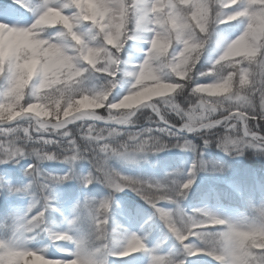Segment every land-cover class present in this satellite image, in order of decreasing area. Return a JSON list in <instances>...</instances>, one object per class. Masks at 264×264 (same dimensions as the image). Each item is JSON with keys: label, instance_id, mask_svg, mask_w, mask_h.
Masks as SVG:
<instances>
[{"label": "clouds", "instance_id": "9594fccd", "mask_svg": "<svg viewBox=\"0 0 264 264\" xmlns=\"http://www.w3.org/2000/svg\"><path fill=\"white\" fill-rule=\"evenodd\" d=\"M235 3L236 0H221L220 11L225 17L234 11L228 5ZM57 4L68 5L65 15L50 11L34 20L31 18L18 30L0 25V137L22 149L15 155L8 149H0V164L17 165L23 159H39L42 163L73 155L61 145L35 141L47 134L63 138L65 131H71L76 138L81 129L98 121L142 128L141 121L152 119L154 108L175 124L191 130L192 138L187 134L173 138L141 136V140H146V147L138 152L135 144L141 141H129L127 132L97 127V133L107 137L115 150L106 161L107 167L115 169L109 164L110 159L130 164L147 162L150 155L180 149L175 145L185 142L193 153L187 170L196 163L194 180L200 171L226 175L231 164L224 157L237 159L249 152L264 157V146L260 149L245 146L253 140L244 131H256L257 121L249 119L250 116L264 119V0L242 5L248 8V18L240 20L238 34L231 38L221 36L222 42L215 44V55L203 71L194 69L205 50L184 46V40L196 35L195 28L202 21L186 22L184 35L177 36L181 25H170L165 17L167 7L163 12L153 10L152 0L142 3L57 0ZM249 18L254 25L251 28L247 27ZM130 34L145 41V51L136 63L138 67L146 62L147 68L139 77L129 75L125 69L116 78L119 64L116 55L121 60L131 58L125 55L124 46ZM157 34L167 39L168 46L152 49L149 54L148 48ZM102 72L114 79L101 76ZM199 77L208 79L200 82ZM172 104L182 106V111L174 113L169 107ZM221 119L224 121L221 127L211 126ZM73 122H77L73 128L67 127ZM226 137L232 142L218 146ZM259 142L264 145V140ZM124 143L128 145L126 151L121 150ZM89 147L88 141H79L76 161H88L91 165L87 158ZM205 147L215 148L222 155L205 156ZM30 166L31 162L26 165ZM82 175L85 174L73 171L67 181L76 179L81 183ZM185 178L183 175L177 180ZM19 187L0 180V193L8 196L24 194L12 190ZM9 218L10 215L5 217ZM222 218L223 227L209 245L223 257L222 264H264V193L257 202H249L246 214ZM43 226L51 228L46 220ZM91 231L87 223L86 230L73 228L71 235L78 238L81 232ZM48 237L51 241L56 239ZM32 239L33 235H26L23 230L13 234L10 229L7 236L0 237V264H46L29 251ZM89 243L95 247L103 241H96L93 234ZM107 243L109 249H116L111 239ZM70 244L75 251L74 244ZM10 250H15V254L9 255ZM109 256L107 249H101L97 259L109 264Z\"/></svg>", "mask_w": 264, "mask_h": 264}, {"label": "snow or ice", "instance_id": "6c2138e0", "mask_svg": "<svg viewBox=\"0 0 264 264\" xmlns=\"http://www.w3.org/2000/svg\"><path fill=\"white\" fill-rule=\"evenodd\" d=\"M142 2L143 0H137V3ZM254 2L255 0H236L235 4L228 5L234 11L227 17L220 11L222 8L221 0H152V6L153 10L158 12H163L165 7H167V12L165 13L167 22L173 27L178 24L181 25V30L177 32V36L184 35L183 25L186 22L196 23L202 21L195 28L196 35L184 40V46L194 50H205L213 42L216 45L222 42V37L217 31L219 25L233 21L240 22L242 18H248V8L242 5ZM76 7H79V5H76ZM184 9H190V11L185 12L183 11ZM68 10L67 4L58 5L57 0H39V3H33L32 0H11V2L3 0V2H0V25L7 26L12 30H18L24 26L22 21L28 17L34 20L39 16L47 15L50 11L65 15ZM52 18L55 19L56 17L53 16ZM253 26L252 19H247V27L251 28ZM245 34L247 33L245 32ZM129 42H132L133 47L136 46L137 42H142L145 45V41L136 34H130L124 42V46L126 47ZM167 46V39L157 34L151 41V47L148 48V52L150 54L152 49H162ZM108 47L111 48V45H108ZM145 47L139 48L138 51L143 54ZM116 59L119 61L115 72L116 78L119 77L120 71L125 69L129 70V75L139 77L143 75L147 68L146 62L137 67L136 60L132 58L121 60L120 56L116 55ZM100 75L106 76L109 80L114 79L107 72H102ZM169 107L174 113L182 111V106L179 104H172ZM152 111L153 118L148 120L147 124L142 128L132 129L127 124L113 125L109 121H98L91 127L86 126L81 129L79 139L73 137L71 131H65L63 138L47 134L36 139V143L61 145L63 150L72 152L73 155L57 160H47L69 165L67 171L62 174L46 171L41 166L39 159L32 161L30 167H26L25 175L28 177V182L12 190L23 192L30 199L22 211L14 212L10 215V229L13 234L23 230L29 236L34 232L42 231L51 237H56L53 241L73 243L75 251L60 247V251L70 252V257L67 259L49 258L38 250L30 249L29 251L32 254L38 256L46 264H103V261L97 259L101 249H107L108 254L115 257H124L131 253L143 251L148 257L147 264H185L184 259L176 261L170 253H160L155 247H148L145 238L135 231H130L127 228H123V226L117 225L110 232L108 226L110 220L109 208L112 200L111 194L100 199L86 197L83 201H78L71 209V217H66L68 227L63 230L54 231L52 228L43 226L45 214L48 211H60L54 207L55 185L72 178V165L78 159L75 153L79 151V141L86 140L90 144L87 149L89 152L87 158L92 166L87 174L79 177L84 186L99 182L107 185L113 192H119L122 189L131 190L154 209V214L158 215L168 231L181 244L187 255L191 256L197 252H204L214 257L219 264H222L223 257L212 250L209 245L214 235L223 227V218L205 208L186 210L180 204V200L186 196L187 191L193 184L196 170L195 162L187 170L186 178L182 181L170 178L168 175H165L162 179H141L121 174L119 171L106 166L107 159L110 158L111 153L115 150L107 137L97 133V127L101 129L112 127L121 133L127 132L129 141H141L135 144V150L138 152L144 151L146 147V140H141V136L146 138L166 135L169 138H173L183 134H191V130L175 124L173 120L159 113L158 109L154 108ZM249 119L257 121L256 131L247 132L246 129L244 130L245 134L253 140V142L245 146L260 149L264 146L259 142L264 140V119L260 116H250ZM223 123L224 121L221 119L211 126L221 127ZM231 142L230 138L226 137L218 146L224 147ZM161 147L165 146L161 145ZM175 147L181 150L189 149L187 142L177 144ZM0 149H8L13 155L22 151L19 145H12L3 137L0 139ZM121 150H128V145L126 143L122 144ZM200 163L203 166V161ZM161 202L172 203L174 207H162ZM80 220H84L91 225L92 231L91 233L81 232L78 238H73L71 229ZM117 228H122L119 238L115 235ZM93 234L96 241H103V243H99L95 247L90 246L89 237ZM109 239L115 243V250L109 249L107 243ZM8 254L14 255L15 250H10Z\"/></svg>", "mask_w": 264, "mask_h": 264}, {"label": "rangeland", "instance_id": "374dc122", "mask_svg": "<svg viewBox=\"0 0 264 264\" xmlns=\"http://www.w3.org/2000/svg\"><path fill=\"white\" fill-rule=\"evenodd\" d=\"M0 2H3V0H0ZM9 2H11V0H9ZM145 46L146 45H144L142 42H137L136 46L133 47L132 42H129V44L126 45L127 52L125 53V55L131 57L133 60L139 59L142 53L138 51V49L145 47ZM203 70H205L204 67H202L201 69H198L197 71H203ZM202 78H203V82H206L208 79V77H202ZM75 123L77 122H73V124H70L67 127L73 128L75 126ZM146 124L142 126H145ZM129 127L132 129L138 128V126H135V125H131ZM187 135L189 136V138H192V134H187ZM76 138L79 139V137H76ZM0 139H2V137H0ZM197 140H198V143H197ZM196 143L200 144L199 139H196ZM210 152L211 151L209 150L208 152V148L205 147L203 154L205 156L215 157V155ZM192 161H193V153L191 152V150L167 149L163 152L150 155L148 157L147 162H141L139 164H130V163H118L115 159H110L109 164L113 168H115L117 171H119L121 174L131 175V176L141 178V179H162L165 177V175H168L170 178L179 179V178H182L183 175H186L187 168L192 163ZM241 161H242L241 157L237 159L227 160V162L231 164V170L226 175L208 174L204 171H200L196 173V178L194 182L196 181L197 183H201V182L206 183V181H208L211 184L214 183V188H206L204 190L203 194L201 195L199 199L200 200L199 204H206L208 206V209H210L211 212L221 217H225V214L223 213V211H221L220 209H217L216 207L217 202L212 196L214 195L213 193L216 192V194L217 193L222 194L223 197L229 195L230 197L233 198L234 196H236V194L234 193L228 194L227 190L223 189L222 187H217V185L223 186V185H226L225 182H227L228 184H234L235 187H238V185L241 183V180L239 181L238 179L243 177V178H246V181H247L248 179L252 177V173L247 172L248 167H246ZM20 162H22L25 165L32 161L28 159H23ZM49 162L51 161H44L41 163V166L46 171L53 172L54 174H62L63 172L67 171L69 167V165H67L66 163L60 162L58 164H63V166L59 168L57 166L50 165ZM72 168H73V171L78 174H86L91 169V165L89 164L88 161L78 160L74 162V164L72 165ZM260 172H261V176L256 177V179L261 189V193L254 195L253 193L249 192V195H248L249 197L244 196L242 205L245 206L246 208H248L250 201L252 203L257 202L259 200L260 195L264 193V171H260ZM90 186L91 187L93 186L94 189H96V191L88 190ZM79 188L80 189L85 188L87 190L82 195H80L76 193V189H79ZM247 189L250 190L251 187L248 186ZM54 190H58V195L60 196L59 198L62 201L66 200L65 202H69L67 200H70V199L72 200V203L69 202L70 206L67 211L68 218L71 217L72 207L78 201H83L86 197L100 199L104 196H108L109 194H111L112 200L110 203L109 213L114 208L115 204L118 203V201L124 200L126 197L128 198L129 201H133L132 204L127 207V210L125 212L126 216L129 217L130 219L129 223L125 224L123 222H119L120 226H127L129 229L135 230L140 235H144L143 227L147 224L152 225L153 219L157 218L160 225L162 224L161 228L162 226L166 228L163 222L159 219L158 215L154 214V209L144 199H142L140 196H138L136 193L132 192L129 189H122L119 192H113L107 187V185L101 184L99 182H93L89 184L88 186H84L78 180L73 179L71 181H64L62 183L55 185ZM100 190L101 191L104 190V191L98 192ZM67 191L70 193H66ZM187 195L188 193L186 194V196H184L180 200L181 206L184 207L186 210L194 208L191 205L188 206L187 203L185 202ZM253 197H256L257 199L255 200ZM74 200H76V203L73 202ZM161 206L165 208L174 207V205L169 202H161ZM45 220H46V223H48V225L54 231L57 230L54 224L53 225L50 224L51 213L47 212L45 214ZM74 228L86 230L87 222L84 220H80L77 222V225ZM161 232H162V229H158L156 230V232L154 230L155 234H160ZM154 233L150 232L149 237H148V242H150L152 246H155L156 244ZM31 235H33V239L28 244L30 248L40 251L42 254H44L46 257H49V258L67 259L70 257V252H62L59 250L60 247L71 249V245H68L64 241L59 242V243H52L53 241H51L48 235L44 232H40L39 234H36V232H34ZM197 256H203L202 252H197L191 256L187 254L186 255L183 254V257L186 259V261H188V263L207 264L206 261L204 262L200 261L197 258ZM136 264H147V260L143 262L142 259H137Z\"/></svg>", "mask_w": 264, "mask_h": 264}, {"label": "trees", "instance_id": "16d2710c", "mask_svg": "<svg viewBox=\"0 0 264 264\" xmlns=\"http://www.w3.org/2000/svg\"><path fill=\"white\" fill-rule=\"evenodd\" d=\"M34 3V0H32ZM35 3H39V0L35 1ZM31 17L26 18L23 20V22H29ZM241 24L239 21H233L228 24L219 25L217 28L218 33L223 38H231L238 34L240 31ZM215 43L208 45L202 55V58L200 62L197 64L195 71L198 69H201L204 67L205 69L208 66V61L211 57L215 55ZM201 67V68H200ZM200 82H203V78H198ZM206 79V78H205ZM147 121L142 120L141 125L146 124ZM138 126L139 125H135ZM198 143V140H197ZM211 151L210 153L215 154L219 152L215 148H208ZM242 163L248 167L247 172L252 173V177L246 181V178L241 177L238 179L241 180V183L238 185V187H235L234 184H228L225 182L226 190L227 191H233L236 196L231 198L230 196L223 197L222 194L219 193H213L214 199L216 200V207L217 209H220L225 214V217H234L241 214H246V207L242 205L243 203V197H249V192L253 193L254 195L261 193V189L257 183L256 177L261 176L260 171H264V157H257L253 156L250 152L246 153L245 156L241 157ZM230 158L225 157V160H229ZM60 162L58 161H51L49 162L50 165L62 167L63 164H58ZM27 164H23L20 162L17 165H3L0 164V180L7 181L8 183H11L13 185L22 186L23 184L27 183L28 177L23 174V168ZM242 169V167H241ZM254 177V178H253ZM250 186L251 189L248 190L247 187ZM219 187V185H217ZM222 187V186H220ZM206 188H214V183L211 184L208 181L206 183H197L196 181L193 182L190 189L187 191L188 195L185 200L187 205H191L194 208H205L208 209V206L206 204H199L200 203V197L203 194L204 190ZM223 188V187H222ZM224 189V188H223ZM87 189H76V193L82 195L84 192H86ZM88 190L96 191L94 187L90 186ZM104 191V190H102ZM101 190L98 192H102ZM263 191V190H262ZM61 193V192H60ZM70 193V192H66ZM62 194V193H61ZM238 194V196H237ZM58 195V190H55V201H54V207L55 209H59L60 211L50 210L48 213H51V225H55V228L57 230L67 228L68 225L66 223V217L67 211L70 206V203H72V200H67L69 202L62 201ZM65 198V197H64ZM255 200L256 197H253ZM29 197L26 194H16L12 196H8L4 193H0V237L7 236L10 233V220H6L5 217L7 215H11L14 212L22 211L29 201ZM69 199V198H68ZM253 199V200H254ZM129 200H120L118 203L115 204L114 208L109 213V226L108 230L111 232L113 227H116L119 225V222H123L125 224L129 223V217L126 216V210L127 207L132 204L128 202ZM76 203V200L73 201ZM63 213V215H61ZM162 225V224H161ZM160 223L158 222L157 218L153 219L152 225H145L143 227V233L142 235L148 247H155L157 251H160V253H170L173 258H182L185 260V264H191L186 261V259L183 257V254L186 255V253L183 251V247L181 244L175 239L173 235L170 234L167 228H164L162 226L161 228ZM123 228L129 229L127 226H123ZM162 229V232L160 234H155L154 230ZM130 231H135L131 230ZM122 231V228H117V232L115 233L116 237L119 238L120 232ZM136 232V231H135ZM153 232L155 234V246H152L150 242H148L149 233ZM138 233V232H137ZM139 234V233H138ZM166 236V237H165ZM62 241H53L52 243H59ZM65 242V241H64ZM203 256H197V258L204 262L206 261L207 264H219L217 260L214 259V257L207 255L206 253L202 252ZM187 257V256H186ZM137 259H142V261H146L148 259L147 254L143 251H138L136 253H131L128 256L124 257H115V256H109L108 261L109 264H136Z\"/></svg>", "mask_w": 264, "mask_h": 264}, {"label": "water", "instance_id": "95a60500", "mask_svg": "<svg viewBox=\"0 0 264 264\" xmlns=\"http://www.w3.org/2000/svg\"><path fill=\"white\" fill-rule=\"evenodd\" d=\"M217 156H221V155H217Z\"/></svg>", "mask_w": 264, "mask_h": 264}]
</instances>
